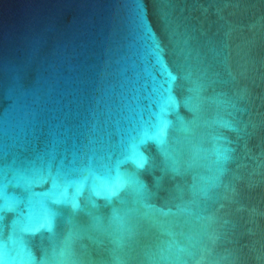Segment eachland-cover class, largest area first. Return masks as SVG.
Masks as SVG:
<instances>
[{"label": "water", "instance_id": "1", "mask_svg": "<svg viewBox=\"0 0 264 264\" xmlns=\"http://www.w3.org/2000/svg\"><path fill=\"white\" fill-rule=\"evenodd\" d=\"M0 264H264V0H0Z\"/></svg>", "mask_w": 264, "mask_h": 264}, {"label": "snow or ice", "instance_id": "2", "mask_svg": "<svg viewBox=\"0 0 264 264\" xmlns=\"http://www.w3.org/2000/svg\"><path fill=\"white\" fill-rule=\"evenodd\" d=\"M141 22H143V21H141Z\"/></svg>", "mask_w": 264, "mask_h": 264}]
</instances>
